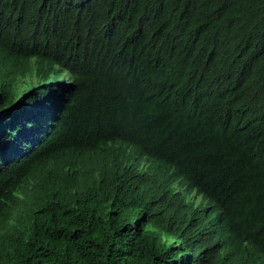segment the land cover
Segmentation results:
<instances>
[{
	"label": "trees",
	"instance_id": "16d2710c",
	"mask_svg": "<svg viewBox=\"0 0 264 264\" xmlns=\"http://www.w3.org/2000/svg\"><path fill=\"white\" fill-rule=\"evenodd\" d=\"M0 264H264V0H0Z\"/></svg>",
	"mask_w": 264,
	"mask_h": 264
},
{
	"label": "rangeland",
	"instance_id": "374dc122",
	"mask_svg": "<svg viewBox=\"0 0 264 264\" xmlns=\"http://www.w3.org/2000/svg\"><path fill=\"white\" fill-rule=\"evenodd\" d=\"M58 80H61V81L64 80V79H63V76H61V74H55V75H52L51 78H50V81H58ZM38 82H40V81H38ZM152 164H153L155 167H157L158 169H162L163 171H164V170H167L166 167H164L163 165H161V164H159V163H157V162H153ZM183 185H185V183L181 181L180 183H177L175 187H177V188H182ZM201 202H202V199H201V197H199V198L197 199V204H199V203H201Z\"/></svg>",
	"mask_w": 264,
	"mask_h": 264
}]
</instances>
